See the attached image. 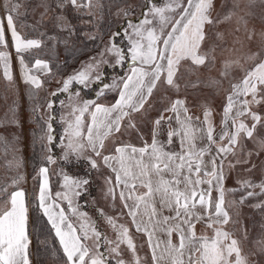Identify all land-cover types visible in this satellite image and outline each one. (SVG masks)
Segmentation results:
<instances>
[{
	"label": "snow or ice",
	"instance_id": "snow-or-ice-1",
	"mask_svg": "<svg viewBox=\"0 0 264 264\" xmlns=\"http://www.w3.org/2000/svg\"><path fill=\"white\" fill-rule=\"evenodd\" d=\"M40 6V20L31 27L39 31L50 17V30L34 38L18 26L24 5L0 4L3 77L12 87L18 83L14 51L41 149L29 189L17 137L0 136L6 167L15 170L0 182V264H33L39 234L44 243L48 236L56 242L51 248L59 264H264L252 259L264 257V235L246 250L248 229L239 226L240 206L264 196V179L225 186L232 169L248 165L251 171L252 157L264 152V30L255 51L245 43L257 35L247 26L245 9L252 5L237 2L223 13L214 0L117 6L115 27L98 34L99 52L67 75L41 53L58 42L67 45L83 16L92 24L105 6L100 0H43ZM233 17L231 32L220 28ZM185 72L197 78L182 86ZM200 84L225 93L218 133L213 109L206 104L201 120L182 95ZM9 122L20 123L15 114ZM74 165L80 171L72 174L68 168ZM98 182L114 214L104 207L90 214ZM254 207L264 211V200ZM133 228L146 238L150 258L140 255Z\"/></svg>",
	"mask_w": 264,
	"mask_h": 264
},
{
	"label": "rangeland",
	"instance_id": "rangeland-1",
	"mask_svg": "<svg viewBox=\"0 0 264 264\" xmlns=\"http://www.w3.org/2000/svg\"><path fill=\"white\" fill-rule=\"evenodd\" d=\"M103 1L104 0H100V3H102ZM21 2H23L24 7L20 9L21 16L19 18V21L24 18L23 19L24 20L23 31L25 35L38 38L39 31L50 30V29H47V27L48 28L50 27V25L47 23L50 17L45 19L44 25L40 28L39 31H34L31 27L34 23L40 20L38 19V16L43 11V8L40 6L43 0H21ZM93 2L95 3L96 0H93ZM134 2L135 0L124 1V2L119 3L118 6H124L126 4H133ZM220 2L221 0H217V5H219ZM237 2L241 4L242 8L245 4L250 3L252 5L250 9H245V11L249 13V15L246 17L248 21L247 26H248V29L250 30L254 29L257 35L251 44H248L247 41H245V43L248 45V47L251 48V50L255 51L257 47L259 46V33L262 30H264V5H262L261 0H223L222 6L221 4L219 5V7L217 6V11L221 13L226 12L228 8H230L234 3H237ZM239 14L243 15L244 13L240 12ZM24 16H28V18ZM19 21H18V24H19ZM236 24H237L236 17H233L231 21L222 23L220 25V28L228 32H231L236 27ZM95 28L96 26L94 27V29ZM55 32L57 33L58 36L63 38L64 33L60 32V30H55ZM244 35L245 33L242 30L240 32V36L243 37ZM45 43L52 44L53 42L45 39ZM102 46H103V42L101 40L97 48L98 50L96 52L94 51L93 53H90V52L85 51L83 54H81L84 57L82 59H79L80 56H77L76 58L77 61L71 65L73 67V69L71 70L63 69L61 65L62 63L60 64L59 62L60 60L62 62V59H65V56L63 53H62L63 54L62 57L59 56V54H61L62 50H64V47H65V44L63 42L55 43V48H52V49L45 48L41 54L44 53L46 56H50V57H52V55L55 54L53 55V57L55 58L51 59L53 65H59L61 67L62 69L61 75H67V74H70L74 70H78L81 67V63L88 61L90 57L96 55ZM13 56H14L13 71L18 81L15 87L10 86L7 80L3 77V68L2 66H0V136H10L11 135V136L17 137V140L15 142H16V145L19 151V155L23 158V162H24L21 170L25 173L27 177V183H28L29 174H27V172L29 173L31 168L29 166V163L26 164L29 158V156L27 155H28L29 149H31V147L33 148L38 141L37 137L39 135V128L36 123V117L31 110L33 101L29 99L28 90L19 76V69L17 67L18 61L16 59L14 51H13ZM54 71H55V67H54ZM110 71L111 70L109 69V72ZM213 75H215V73H213ZM206 76H207V72L202 70L200 72V77L204 78ZM196 78H197L196 75L188 74L185 72L180 82L183 86L185 82L195 81ZM53 83L54 82L51 83V87H53ZM227 86H228L227 81H225L224 88L226 89ZM23 94L25 95V98L27 95L26 101L22 100V98L20 97V96H23ZM183 94L187 95L189 104L190 102H193L194 104L196 102V104L199 106L200 105L205 106L206 104L207 106L213 105L218 111H220L219 108L223 106L225 102V93L223 91L217 90L205 84H200L195 88L189 87L186 90V93L182 92V95ZM41 95H43V93H41ZM203 109H201L200 111H202ZM13 114H15V118L19 120L20 122L19 124L9 122ZM152 115L154 116L155 112H153ZM202 115H203V112L201 116ZM220 117H218L219 120H221ZM217 123H220V121H217ZM56 131L58 133L61 131L59 124H57ZM132 139L133 141H135L134 136L132 137ZM248 146L252 147V144L249 143ZM8 159H11V156H9ZM39 163H40V160L35 164L37 170H38ZM252 163L255 164L256 167L252 168L251 171L247 170L249 167L248 165H238L236 168L232 169L225 180L226 188L240 187L237 184V180L239 179H247L249 177L253 178L256 181H260L261 179H264V152H262L258 156H253ZM80 167L83 168L86 166L81 165ZM68 171L74 174L80 171V168H77L74 165L71 168H68ZM14 173H15L14 169L11 173L8 171L6 167V160H5L3 149L0 148V182L3 181L6 175H13ZM56 180H57V177L55 176L54 185L56 184ZM33 185H34V181L32 180L31 188L33 187ZM97 185L100 188L99 182L97 183ZM26 187H27V184H26ZM98 187L95 186L97 190L93 191V196L94 195L97 196V193H98V200L96 199L95 201H93V203L89 204L90 214H92L93 217H95L96 207H104L105 212L111 215V211L108 209H112V205L108 204V201H104V198L102 194L100 193V190ZM255 191L259 193V188H256ZM240 194L241 193L238 191L235 194V197L238 198ZM226 196L229 199L232 198L231 194L226 193ZM260 200H264V196L257 195L255 198H249L239 208V212H240V216H239L240 225L239 226L246 227L248 229V240L245 241L246 250L252 248L256 240H258L261 237V235H264V219L263 221L262 220H259V222L256 221L255 224L251 223L253 215L256 214L260 210L258 208H255L254 205ZM96 202L98 204H96ZM101 226L104 227V229H106L105 231L107 232L108 226L104 221H101ZM112 236H113V233L109 237H112ZM133 236L136 240V236L134 234ZM137 245H141V241H138ZM139 253L141 254L140 249H139ZM252 259L254 261H259L261 259H264V257H262L261 255H255L252 257Z\"/></svg>",
	"mask_w": 264,
	"mask_h": 264
},
{
	"label": "trees",
	"instance_id": "trees-1",
	"mask_svg": "<svg viewBox=\"0 0 264 264\" xmlns=\"http://www.w3.org/2000/svg\"><path fill=\"white\" fill-rule=\"evenodd\" d=\"M124 1L129 0H104L102 2V4L105 6L103 9L102 18L92 24L86 22L88 20L87 16H83L85 23L76 24L77 32L73 35V37L69 38L68 44L65 45L64 50H62L61 54H59L60 57H62L63 54L65 56V59H62V62L61 60L59 61L60 64L62 63L61 65L63 69H73L71 65L77 61V56H80L79 59L84 58L81 54H83L85 51L93 53L94 51L96 52L98 50L97 48L101 41L98 34L104 33L109 29V27L115 26V24L118 22L115 16L116 8L119 3ZM97 15L99 16L100 13L98 12ZM95 26L96 28L94 29ZM47 29H50V27H47ZM85 33L97 34V39L93 41L92 39H89V36L85 35ZM64 35H66V33H64ZM27 156H29V158L26 164L29 163L31 168L30 170H32L35 167V164L41 159V149L38 141L33 148L31 147V149H29ZM260 211L261 210L253 215L251 223L255 224L256 221H263L264 212L261 211L260 213ZM33 239L36 264H59V256L54 254V250L51 248V244L56 243L53 241L51 236L47 237V243H44L46 239L44 234H39V240H37L36 237Z\"/></svg>",
	"mask_w": 264,
	"mask_h": 264
},
{
	"label": "crops",
	"instance_id": "crops-1",
	"mask_svg": "<svg viewBox=\"0 0 264 264\" xmlns=\"http://www.w3.org/2000/svg\"><path fill=\"white\" fill-rule=\"evenodd\" d=\"M19 2L21 3V4H23V2H21V0H19ZM214 2H215V4H216V9H217V6L219 7V5L221 4V6H222V3H223V0H221V2H220V4L219 5H217V0H214ZM3 3V0H0V4H2ZM221 10V9H220ZM219 10V11H220ZM215 14V13H214ZM24 17H27L28 18V16H24ZM24 19V18H23ZM20 20L19 21V24L21 23V24H23L24 25V20ZM38 19H40V15L38 16ZM19 24H18V26H19ZM53 55H55V54H53ZM53 55H52V57H50V56H46L44 53L43 54H41V56H40V58H45V59H54L55 57H53ZM13 58H14V56H13ZM17 67H18V64H17ZM19 69V68H18ZM55 86V84L53 83V87ZM21 98H22V100H24V101H26L27 100V95H26V98H25V95L23 94V96H20ZM226 102V101H225ZM224 102V103H225ZM189 103V102H188ZM224 105V104H223ZM189 107H190V110H191V112L194 114V115H196V116H199L200 118H201V120H203V115L201 116V114H202V112H203V108H204V106H199V105H197L196 104V102H195V104L193 103V102H190V104H189ZM209 107H211L212 109H213V120H214V122L216 123V132L218 133L219 131H220V128H221V125H220V123H217V121H220L219 120V118L218 117H222V109H223V106H221L219 109H220V111H218V110H216V108L213 106V105H210ZM201 109H203L202 111H200ZM220 117V118H221ZM36 167V166H35ZM69 168H71V167H69ZM27 174H29V178H28V183H27V187L29 188V189H31V182H32V175H35V173L33 172V169L32 170H30L29 171V173L27 172ZM54 177H55V175H53V177H52V180H53V184H54ZM55 186V185H54ZM96 187H98V185H96ZM99 188V187H98ZM54 190H55V187H54ZM99 190H100V188H99ZM101 193V192H100ZM95 196V195H94ZM97 200H98V193H97ZM105 201V200H104ZM96 204H98L97 202H96ZM108 204H111V202L110 201H108ZM108 209V208H107ZM108 210H110L111 211V214H114L113 213V211H112V209H108ZM125 222H127V220L125 219L124 220ZM106 230V229H105ZM112 230L108 227V229H107V234H108V236H111L112 235ZM132 234H134L135 236H136V243L138 244V241H141V245H138V251H139V249L141 250V256L142 257H145V256H148L149 258H150V249H148L147 248V246H146V243H145V240H146V238L145 237H143V234H141V233H138V232H136L135 231V229L133 228L132 229ZM135 239V238H134ZM35 259H36V257H35V250H34V239H33V244H32V260H33V264H36V261H35Z\"/></svg>",
	"mask_w": 264,
	"mask_h": 264
}]
</instances>
